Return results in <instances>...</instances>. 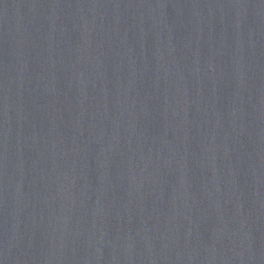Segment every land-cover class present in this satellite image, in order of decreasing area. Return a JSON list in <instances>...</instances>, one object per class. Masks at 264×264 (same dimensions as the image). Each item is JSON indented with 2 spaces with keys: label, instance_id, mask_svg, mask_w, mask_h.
Here are the masks:
<instances>
[{
  "label": "water",
  "instance_id": "95a60500",
  "mask_svg": "<svg viewBox=\"0 0 264 264\" xmlns=\"http://www.w3.org/2000/svg\"><path fill=\"white\" fill-rule=\"evenodd\" d=\"M0 264H264V0H0Z\"/></svg>",
  "mask_w": 264,
  "mask_h": 264
}]
</instances>
